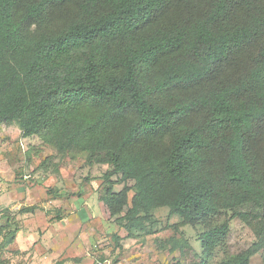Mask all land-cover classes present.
I'll list each match as a JSON object with an SVG mask.
<instances>
[{
  "label": "trees",
  "instance_id": "obj_1",
  "mask_svg": "<svg viewBox=\"0 0 264 264\" xmlns=\"http://www.w3.org/2000/svg\"><path fill=\"white\" fill-rule=\"evenodd\" d=\"M0 122L107 165L127 238L165 207L198 264L234 218L257 241L218 264L264 258V0H0Z\"/></svg>",
  "mask_w": 264,
  "mask_h": 264
},
{
  "label": "rangeland",
  "instance_id": "obj_2",
  "mask_svg": "<svg viewBox=\"0 0 264 264\" xmlns=\"http://www.w3.org/2000/svg\"><path fill=\"white\" fill-rule=\"evenodd\" d=\"M106 171L107 165H87L83 153H60L37 136L24 138L16 123L0 122V264H198L204 226L181 225L165 207L153 212L145 231L126 237L101 201ZM122 187L114 184L113 191ZM30 207L33 212H20ZM226 218L216 215L212 225ZM256 228L230 220L222 246L206 263L247 250L257 241ZM250 264L264 258L254 255Z\"/></svg>",
  "mask_w": 264,
  "mask_h": 264
},
{
  "label": "crops",
  "instance_id": "obj_3",
  "mask_svg": "<svg viewBox=\"0 0 264 264\" xmlns=\"http://www.w3.org/2000/svg\"><path fill=\"white\" fill-rule=\"evenodd\" d=\"M16 234H17V233H16ZM15 236H16V235H15ZM14 239H15V238H14ZM13 241H14V240H13ZM13 241H12V242H13Z\"/></svg>",
  "mask_w": 264,
  "mask_h": 264
}]
</instances>
